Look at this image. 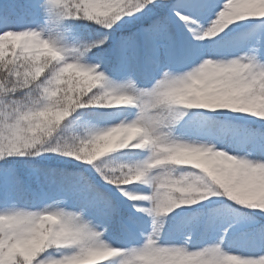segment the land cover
<instances>
[{
  "label": "snow or ice",
  "instance_id": "obj_1",
  "mask_svg": "<svg viewBox=\"0 0 264 264\" xmlns=\"http://www.w3.org/2000/svg\"><path fill=\"white\" fill-rule=\"evenodd\" d=\"M0 264H264V0H0Z\"/></svg>",
  "mask_w": 264,
  "mask_h": 264
}]
</instances>
